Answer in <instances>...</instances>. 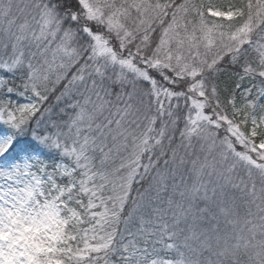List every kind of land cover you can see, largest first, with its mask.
Wrapping results in <instances>:
<instances>
[{
	"label": "snow or ice",
	"instance_id": "6c2138e0",
	"mask_svg": "<svg viewBox=\"0 0 264 264\" xmlns=\"http://www.w3.org/2000/svg\"><path fill=\"white\" fill-rule=\"evenodd\" d=\"M0 264H264V0H0Z\"/></svg>",
	"mask_w": 264,
	"mask_h": 264
}]
</instances>
